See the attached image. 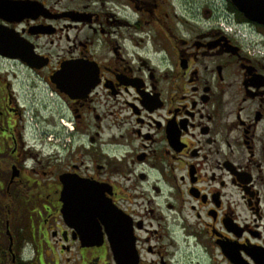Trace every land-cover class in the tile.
Returning <instances> with one entry per match:
<instances>
[{
	"label": "flooded vegetation",
	"instance_id": "obj_1",
	"mask_svg": "<svg viewBox=\"0 0 264 264\" xmlns=\"http://www.w3.org/2000/svg\"><path fill=\"white\" fill-rule=\"evenodd\" d=\"M233 7L0 0V264H264V26L250 54Z\"/></svg>",
	"mask_w": 264,
	"mask_h": 264
},
{
	"label": "water",
	"instance_id": "obj_2",
	"mask_svg": "<svg viewBox=\"0 0 264 264\" xmlns=\"http://www.w3.org/2000/svg\"><path fill=\"white\" fill-rule=\"evenodd\" d=\"M232 2L234 6H236V8L244 14L246 19H248L251 22L264 25V0H232ZM107 230L110 234V237H112L110 232V227L108 225H107ZM129 238L122 239L123 240V242H121L122 246H125L127 240L132 241L130 235Z\"/></svg>",
	"mask_w": 264,
	"mask_h": 264
},
{
	"label": "trees",
	"instance_id": "obj_3",
	"mask_svg": "<svg viewBox=\"0 0 264 264\" xmlns=\"http://www.w3.org/2000/svg\"><path fill=\"white\" fill-rule=\"evenodd\" d=\"M233 8H234V11L237 12V13L239 14V16H240L243 20H245L244 16H243L241 13H239L235 7H233Z\"/></svg>",
	"mask_w": 264,
	"mask_h": 264
}]
</instances>
